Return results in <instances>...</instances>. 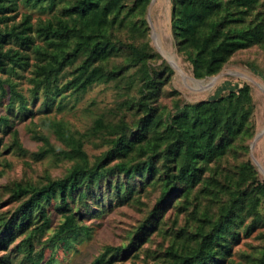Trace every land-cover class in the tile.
I'll use <instances>...</instances> for the list:
<instances>
[{
  "label": "trees",
  "instance_id": "trees-1",
  "mask_svg": "<svg viewBox=\"0 0 264 264\" xmlns=\"http://www.w3.org/2000/svg\"><path fill=\"white\" fill-rule=\"evenodd\" d=\"M19 1L60 8L53 18L35 25L29 14L8 25ZM149 2L0 0L1 74L24 69L32 57L31 94L34 99L41 92L45 109L62 91L79 94L93 83H120L125 89L121 105L135 116L130 124L123 116L117 123L100 117L94 120L92 132L109 135L104 138L109 147L93 162L83 149L84 135L77 137L61 122L51 124L67 148L59 153L73 164L63 176H47L43 183L34 184L13 180L2 190L14 206L0 217V245L7 248L24 235L14 254H22L20 264H39L33 238L50 226L51 213H59L61 222L49 241L69 248L71 240L90 235L82 223L85 215H95L107 201L136 202L133 194L147 186L161 189L158 202L171 194L188 198L198 189L218 204L217 215L196 229L191 243L178 252L170 247L166 264H223L241 232L248 237L255 227L264 225V180L248 159L238 161L248 152V141L257 128L251 86L243 83L236 90L195 102L176 98L169 108L159 105L172 69L151 64L154 54L145 19ZM258 4L259 0H170L176 50L189 62L195 79L218 74L239 50L253 45L264 50V14ZM112 58L118 61L110 64ZM69 66V77L58 82ZM132 77L137 81L134 95L130 94ZM4 96L7 108L17 106V116L28 110L27 99L9 76L0 78V98ZM0 124L7 126L8 119L0 117ZM12 137L16 150L25 152L16 130ZM32 137L43 145L36 156L54 153L47 137L37 131ZM228 155L237 162L225 167L222 161ZM221 193L225 201L220 200ZM156 211L138 226L128 244L105 246L92 264H101L104 255L109 254L112 261L119 253L140 246L157 224L159 208ZM46 264H52V259ZM254 264H264V245Z\"/></svg>",
  "mask_w": 264,
  "mask_h": 264
},
{
  "label": "rangeland",
  "instance_id": "rangeland-1",
  "mask_svg": "<svg viewBox=\"0 0 264 264\" xmlns=\"http://www.w3.org/2000/svg\"><path fill=\"white\" fill-rule=\"evenodd\" d=\"M17 10L11 13L12 20L8 25L18 23L24 14L30 15L35 25L38 21L53 18L60 6L52 9L30 6L21 1ZM258 10L264 14V0H259ZM147 23V39L154 54L151 59L153 67L160 64L168 65L172 73L163 85L159 105L171 107L173 99L184 102H195L207 98H215L228 90H236L243 83L251 86L252 97L255 103L257 128L254 136L248 141V152L242 154L241 159H248L255 167L258 176L264 180V132L256 136L264 128V50L259 45L237 51L225 64L222 70L213 76L204 79H195L191 75L189 62L176 50L175 42L170 28V0H150L145 13ZM3 26V24H0ZM15 47L13 45H9ZM110 60V59H109ZM108 62H117L112 58ZM34 59L30 57L29 65L24 69H16L15 73L1 74L0 78L9 76L21 94L27 99L28 110L16 115V105L9 109L6 107L8 97L0 98V117L8 119L7 126L0 124V217L6 215L5 211L13 208L14 204L7 201V195L2 194L3 186L13 180H20L26 184L43 183L46 177L56 178L63 176L73 161L67 160L59 152L67 150L55 136L52 130L53 122H61L77 137L82 136L83 149L90 162L103 154L109 147L104 138L105 133L92 132L94 120L98 117L105 122L117 123L121 116L127 123L135 119L133 112L122 107L125 98L122 84L115 82L93 83L86 91L79 94L71 93L68 89L59 94L53 104L45 109L42 105L41 92L32 98L31 85L28 81L31 76ZM107 62V63H108ZM71 67L65 69L58 82L63 83L69 77ZM131 72L133 70L131 69ZM167 72L164 73L166 75ZM165 77V76H164ZM133 86L130 94L137 90L136 78L132 77ZM16 130L18 140L25 152L16 150L13 144L12 132ZM39 132L47 137L54 153L43 157L36 154L43 145L32 137L33 132ZM223 166L234 164L235 160L227 156ZM161 189L157 186H147L135 192L136 202L130 199L126 202H104L100 211L95 215H85L83 224L88 227L90 235H80L71 240L70 247L64 248V243L49 241L53 230L61 222L59 213H51L50 226L38 238H33L34 255L38 257L39 264H46L52 259V264H92L96 257L103 255V248L109 246H125L138 226L148 218L149 214L159 208L160 215L157 224L150 229L149 236L140 246L119 253L109 260V254L102 257L101 264H166L169 260V249L173 247L179 251L181 247L191 243L193 234L198 227L206 225V219L217 215L218 204L212 196L194 189L188 198L171 194L158 202ZM221 201L226 196L219 195ZM153 208H155L153 210ZM153 210V211H152ZM157 213V214H158ZM264 214V209L261 210ZM153 220L152 218L149 220ZM150 222L146 224V227ZM24 235L19 236L7 248L0 245V264H20L22 254L17 252L16 246H21ZM264 245V225L257 226L252 233L245 237L240 233L239 239L232 244L231 255L223 264H254ZM108 260V261H106ZM28 264V262H27Z\"/></svg>",
  "mask_w": 264,
  "mask_h": 264
},
{
  "label": "water",
  "instance_id": "water-1",
  "mask_svg": "<svg viewBox=\"0 0 264 264\" xmlns=\"http://www.w3.org/2000/svg\"><path fill=\"white\" fill-rule=\"evenodd\" d=\"M264 132V128L261 130V132L256 136V138L261 135Z\"/></svg>",
  "mask_w": 264,
  "mask_h": 264
}]
</instances>
